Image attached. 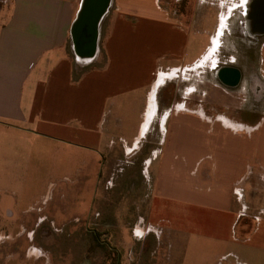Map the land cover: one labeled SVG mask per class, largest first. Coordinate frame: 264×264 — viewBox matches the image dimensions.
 <instances>
[{"label": "crops", "instance_id": "crops-1", "mask_svg": "<svg viewBox=\"0 0 264 264\" xmlns=\"http://www.w3.org/2000/svg\"><path fill=\"white\" fill-rule=\"evenodd\" d=\"M241 1L190 0V18L183 22L169 14L167 0H111L99 25L95 54L79 58L70 32L81 0H0V125L12 128L20 122L45 132H61L84 149L133 147L152 117L156 80L161 76L159 85L170 71L203 69L208 42L209 54L219 47L220 41L215 48L211 45L214 35L210 43L204 28L205 21H210L209 7L221 10L215 28L220 38ZM211 64L213 68L216 61ZM245 79L242 83L239 77L236 84L248 85L249 78ZM192 91V86L186 88L178 103L166 87L160 92L159 100L167 110L162 140L148 144V155L141 161L142 172L152 181V195L159 201L143 209L149 220L142 242L152 248L145 253L148 264L157 261L165 246L182 251L184 257L177 264L236 257L242 249L246 257L264 251L263 238L257 245H243L249 239L235 245L231 232L238 223L244 232L250 226L248 219L240 218L241 209L230 196L203 191L194 183L206 180L211 166L218 181L244 179L247 155L259 157L264 165V117L256 119L252 110L237 112L246 121L236 118L237 113L209 114L205 89L197 110L192 111L187 108ZM171 102L175 103L172 108ZM244 102L242 96L240 103ZM221 103L226 107L225 99ZM132 112H137L139 122L129 128ZM242 125L258 132L261 127V131L249 140L232 136ZM130 132L128 144L123 136ZM116 136L123 144L115 141ZM168 257L165 261L172 264L175 259Z\"/></svg>", "mask_w": 264, "mask_h": 264}, {"label": "rangeland", "instance_id": "rangeland-1", "mask_svg": "<svg viewBox=\"0 0 264 264\" xmlns=\"http://www.w3.org/2000/svg\"><path fill=\"white\" fill-rule=\"evenodd\" d=\"M166 7L171 16L183 22L190 18V0H167ZM209 10L210 21H205L204 28L211 36L209 41L214 35L211 44L214 48L220 41L212 54H209L208 42L204 56H209L205 62L209 68L170 71L164 74L165 78L159 85L156 83L161 76L156 80L151 97L156 101L152 117L149 123H144L146 127L142 128L133 147L108 151L84 149L61 132H45L42 128L20 122L12 124V128L0 125V264H127V261L129 264H142L143 259L148 264L145 253L152 248L150 245L144 247L149 243L142 242L149 220L143 209L146 204L153 201V205H157L159 201L152 195V181L142 172L141 161L148 155L146 146L162 140L167 110L159 100L160 92L166 87L172 92V101L178 103L183 100L186 88L192 86V99L187 108L194 111L199 104L201 89H205L209 114L228 112L234 115L252 110L256 111V119L264 117V45L259 54L257 52L256 65L241 68L242 83L249 78L248 85H222L212 70L211 62L216 61L217 65L232 57L244 56L241 37L217 38V13L221 10L217 6H211ZM232 18L228 28L240 29V17L234 15ZM200 70H203V75H200ZM242 96L244 103H240ZM224 99L226 107L221 105ZM235 106L240 109H235ZM135 114L137 112H132L129 128L139 122ZM235 115L242 121L248 120L241 114ZM241 128L240 134L231 132V135L249 140L261 131V127L259 132L249 131L246 125ZM130 136L131 132L123 136L128 144H131ZM115 141L123 144L118 137ZM108 152L111 154L107 159ZM243 161L247 163L243 165L241 184L244 192L240 202L233 194L238 179L218 181L212 166L202 184L194 183L203 191L214 190L230 196L239 209L245 205L246 208L239 211L240 218H247L250 226L241 232V224L235 225L231 232L235 238L233 242L240 246L249 239L243 245H257L260 239H264V213L261 211L264 209V165L254 155L245 156ZM155 163L157 161L154 160ZM95 237L107 245L99 244ZM239 252L236 257H213L204 264H264V251L257 250L249 257L243 249ZM170 254L175 259L172 264H177L176 260L184 257L179 249L169 250L165 246L160 248L157 261L151 264H168L165 260Z\"/></svg>", "mask_w": 264, "mask_h": 264}, {"label": "flooded vegetation", "instance_id": "flooded-vegetation-1", "mask_svg": "<svg viewBox=\"0 0 264 264\" xmlns=\"http://www.w3.org/2000/svg\"><path fill=\"white\" fill-rule=\"evenodd\" d=\"M234 11L235 12L229 17L228 22L233 19L232 17L234 15H238L240 17L239 24L241 25V28L229 29L226 27L223 31L222 37H241V53H243L244 56H238V58L232 57L233 59L230 58L227 62L215 65L212 70H215L217 79L222 85H233L234 87H237L239 84L235 83L236 73H238V76L241 78V68H251L255 66L257 52L259 54V51L264 45V0H243V2L241 1L240 4L234 8ZM242 38L245 40H242ZM93 234H96L95 231H93ZM95 240H98L99 244H106V242L99 240L98 237H95Z\"/></svg>", "mask_w": 264, "mask_h": 264}, {"label": "water", "instance_id": "water-1", "mask_svg": "<svg viewBox=\"0 0 264 264\" xmlns=\"http://www.w3.org/2000/svg\"><path fill=\"white\" fill-rule=\"evenodd\" d=\"M110 1L81 0L79 11L70 32L73 49L79 58H89L95 54L99 25L110 5ZM237 79H239L238 73H236L235 81Z\"/></svg>", "mask_w": 264, "mask_h": 264}, {"label": "built area", "instance_id": "built-area-1", "mask_svg": "<svg viewBox=\"0 0 264 264\" xmlns=\"http://www.w3.org/2000/svg\"><path fill=\"white\" fill-rule=\"evenodd\" d=\"M242 181H243L242 178H240L238 181H236V184L233 188V194L235 195V198L238 202H240V200H242V198H243L244 187L241 184ZM245 208H246L245 205H243L241 209L244 210Z\"/></svg>", "mask_w": 264, "mask_h": 264}, {"label": "bare ground", "instance_id": "bare-ground-1", "mask_svg": "<svg viewBox=\"0 0 264 264\" xmlns=\"http://www.w3.org/2000/svg\"><path fill=\"white\" fill-rule=\"evenodd\" d=\"M251 24V23H250ZM250 28H251V26H250ZM151 108H153L154 107V105H153V103H151ZM150 113H152V111L150 112ZM149 116V115H148ZM150 117V116H149Z\"/></svg>", "mask_w": 264, "mask_h": 264}]
</instances>
